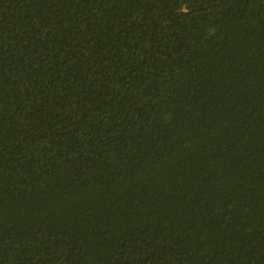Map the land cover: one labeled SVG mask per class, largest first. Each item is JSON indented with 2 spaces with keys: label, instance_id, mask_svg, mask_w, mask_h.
I'll return each mask as SVG.
<instances>
[{
  "label": "trees",
  "instance_id": "obj_1",
  "mask_svg": "<svg viewBox=\"0 0 264 264\" xmlns=\"http://www.w3.org/2000/svg\"><path fill=\"white\" fill-rule=\"evenodd\" d=\"M0 264H264V0H0Z\"/></svg>",
  "mask_w": 264,
  "mask_h": 264
}]
</instances>
